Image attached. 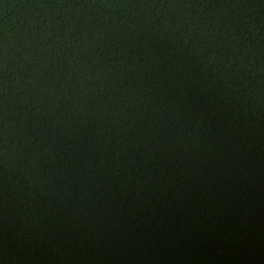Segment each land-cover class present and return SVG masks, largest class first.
<instances>
[{"label":"trees","instance_id":"trees-1","mask_svg":"<svg viewBox=\"0 0 264 264\" xmlns=\"http://www.w3.org/2000/svg\"><path fill=\"white\" fill-rule=\"evenodd\" d=\"M0 264H264V0H0Z\"/></svg>","mask_w":264,"mask_h":264}]
</instances>
